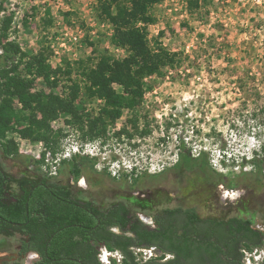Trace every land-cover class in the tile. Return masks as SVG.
Segmentation results:
<instances>
[{
	"label": "rangeland",
	"instance_id": "rangeland-1",
	"mask_svg": "<svg viewBox=\"0 0 264 264\" xmlns=\"http://www.w3.org/2000/svg\"><path fill=\"white\" fill-rule=\"evenodd\" d=\"M170 5V0H161L152 9L157 21L147 27L148 39L152 45L162 32L160 43L179 58L144 79L141 104L132 112L123 110L94 139L82 138L75 126L66 123L68 118L58 117L50 125L58 139L54 154L43 142L9 133L6 140L16 155H5L0 149V164L8 173L13 177L46 174L101 207L124 201L145 223L155 209L185 202V183L170 169L178 162L181 148L192 157L205 152L211 168L228 179L250 171L247 162L256 155L262 160L264 176V0H208L192 15L188 11L185 18H179L177 11L168 12ZM47 9L53 26L42 31L40 19ZM66 29L81 31V42L84 36H91L96 50L114 59L126 55L124 49L116 51L109 43L110 26L96 21L94 0H0V57L7 43L21 52L35 53L40 42L49 47ZM66 47L57 56L50 50L46 62L51 69L63 68L64 60L74 63L96 56L94 47L80 42ZM71 78L81 80L75 68ZM40 90L48 91L37 78L30 93ZM62 90L56 89L64 96ZM102 105L90 101L84 107L96 117ZM163 114L161 129L155 117ZM133 117L137 118V132L129 121ZM73 150L79 151L77 157L95 159L92 171L69 174L71 166L66 167L65 162H71ZM138 178L140 183L134 186ZM237 182L234 189L219 185L211 205L226 216L252 219L256 228L264 230V177L260 182L243 181L245 186ZM199 212L206 216L210 210L201 207ZM18 247V236L0 235V263L20 260L29 264L28 256L18 257ZM259 255L253 251L245 258L255 261ZM110 257L120 259L117 253Z\"/></svg>",
	"mask_w": 264,
	"mask_h": 264
},
{
	"label": "trees",
	"instance_id": "trees-1",
	"mask_svg": "<svg viewBox=\"0 0 264 264\" xmlns=\"http://www.w3.org/2000/svg\"><path fill=\"white\" fill-rule=\"evenodd\" d=\"M94 1L96 21L110 26L109 43L126 52L120 60L98 52L87 35L80 43L94 47L92 53L96 56L74 63L64 60V67L57 69H51L46 62L50 48L45 42H40L41 48L35 53L21 52L11 43L3 46L0 149L5 155H16L6 140L11 132L33 142H43L54 154L58 139L50 125L60 116L68 118L66 123L75 126L82 138L102 136L108 123L123 110L132 112L141 104L144 79L179 58L160 43L162 32L152 45L148 39L147 27L157 21L152 9L161 0ZM207 1L189 0V14ZM40 20L42 31L52 28L48 9ZM74 68L81 80L71 78ZM37 78L42 79L48 91L30 93ZM62 81L64 84L59 85ZM58 87H63L64 96L56 91ZM64 90L68 91L66 95ZM90 101L103 104L96 117L85 111V103ZM129 121L137 132V118ZM123 133L131 136L126 130ZM261 149L264 150V144ZM247 163L252 167L250 171L228 179L211 168L205 152L192 157L181 148L178 162L170 169L185 183V202L150 212V224L142 221L124 201L116 200L101 207L80 198L70 186L54 181L51 176L38 173L13 177L0 164V235L18 236L19 256L37 254L32 264H103L99 256L102 248L120 256L119 260L109 257L108 264H246V254L264 250V230L256 228L252 219L218 213L211 204L214 196L217 199L214 190L219 185L234 189L238 180L243 186L246 181H262V160L255 155ZM65 166H71L69 174L83 175L86 169L93 170L95 159L74 156ZM139 183L138 178L133 185ZM201 207L210 212L201 216ZM149 249L158 254L143 260L142 252ZM251 262L264 264V255ZM0 264L24 263L16 260Z\"/></svg>",
	"mask_w": 264,
	"mask_h": 264
},
{
	"label": "built area",
	"instance_id": "built-area-1",
	"mask_svg": "<svg viewBox=\"0 0 264 264\" xmlns=\"http://www.w3.org/2000/svg\"><path fill=\"white\" fill-rule=\"evenodd\" d=\"M170 1H171V5H170V8L167 9V11L168 12H174V13L177 11V13H175V14H178L179 18H185V15L188 12L186 0L183 1V2L182 1L181 2H177L176 0H170ZM55 23H56V21H55ZM54 28H56V26ZM80 33L82 34L81 31L80 32H74L73 30H67L66 29L64 31V33H61L56 39L51 40L50 44H49V47H50V50L52 51V54L54 56H57L58 53H59V50H63V51L67 50V47H66L67 45H71V47L72 46L76 47V45H78L79 42H81V38H80L81 34ZM57 47H58V51L56 50ZM113 48L116 51L122 50V48H120V47L113 46ZM163 116H164V114L162 116L160 115L159 117H155V118H158V121H159L158 125H159V127L161 129H162V117ZM71 153H72L71 155L76 156V155H78L79 151L78 150H73V152H71ZM67 155H68V157H70V154H67ZM64 159H65V157H64ZM153 168H151V169H153ZM158 171H160V170H158ZM151 173H154V171L151 172ZM254 252L255 253H260L258 258L255 260V262H257L264 255V250L263 251H259V252H256V251H254ZM101 253H100L101 255H99L100 256V261L103 264H108V258L111 256V253H108L104 248L101 249ZM142 254H144V256H147V259H148L150 257L156 256L158 253H156L154 249H149V250H144L142 252ZM35 256L36 255L33 254V257H35ZM143 260H146V259H143ZM245 262H246V264H252V262L250 261L249 258H246Z\"/></svg>",
	"mask_w": 264,
	"mask_h": 264
},
{
	"label": "flooded vegetation",
	"instance_id": "flooded-vegetation-1",
	"mask_svg": "<svg viewBox=\"0 0 264 264\" xmlns=\"http://www.w3.org/2000/svg\"><path fill=\"white\" fill-rule=\"evenodd\" d=\"M151 220V219H150ZM19 248H20V246L18 247V251H19ZM18 253V252H17ZM33 254L34 255H36L35 257H33ZM28 256V260H29V263L30 264H32V261L34 260V259H36L37 258V254H35V253H28V254H26V255H24V256H19L18 255V257H20V258H25V257H27Z\"/></svg>",
	"mask_w": 264,
	"mask_h": 264
},
{
	"label": "water",
	"instance_id": "water-1",
	"mask_svg": "<svg viewBox=\"0 0 264 264\" xmlns=\"http://www.w3.org/2000/svg\"><path fill=\"white\" fill-rule=\"evenodd\" d=\"M151 223V220L149 219V222H148V224H150ZM115 231H117V230H115ZM30 264V263H29Z\"/></svg>",
	"mask_w": 264,
	"mask_h": 264
},
{
	"label": "bare ground",
	"instance_id": "bare-ground-1",
	"mask_svg": "<svg viewBox=\"0 0 264 264\" xmlns=\"http://www.w3.org/2000/svg\"><path fill=\"white\" fill-rule=\"evenodd\" d=\"M82 183H83V182H82ZM226 194L230 195V193H228V192H227ZM232 196H235V195H232ZM232 196H231V197H232Z\"/></svg>",
	"mask_w": 264,
	"mask_h": 264
}]
</instances>
